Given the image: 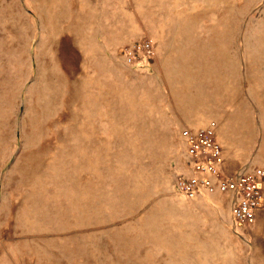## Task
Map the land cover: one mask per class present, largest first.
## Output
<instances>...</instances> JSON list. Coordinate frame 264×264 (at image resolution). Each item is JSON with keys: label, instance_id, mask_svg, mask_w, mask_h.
<instances>
[{"label": "rangeland", "instance_id": "rangeland-1", "mask_svg": "<svg viewBox=\"0 0 264 264\" xmlns=\"http://www.w3.org/2000/svg\"><path fill=\"white\" fill-rule=\"evenodd\" d=\"M206 126L264 168V0H0V264H264V204L176 187Z\"/></svg>", "mask_w": 264, "mask_h": 264}, {"label": "built area", "instance_id": "built-area-1", "mask_svg": "<svg viewBox=\"0 0 264 264\" xmlns=\"http://www.w3.org/2000/svg\"><path fill=\"white\" fill-rule=\"evenodd\" d=\"M153 56L154 42L147 37L136 40L125 51L126 62L130 66H144ZM182 137L190 173L178 175V191L191 200L203 194L229 195L237 225L244 229L254 226L264 204V168L225 170L223 146L213 127L185 128Z\"/></svg>", "mask_w": 264, "mask_h": 264}, {"label": "crops", "instance_id": "crops-1", "mask_svg": "<svg viewBox=\"0 0 264 264\" xmlns=\"http://www.w3.org/2000/svg\"><path fill=\"white\" fill-rule=\"evenodd\" d=\"M225 160H226V158H225ZM224 168H225V170H227L228 172H235L236 170H233L232 168H230L228 165H227V161H226V163H225V165H224ZM228 196V198H230V196L229 195H227Z\"/></svg>", "mask_w": 264, "mask_h": 264}, {"label": "bare ground", "instance_id": "bare-ground-1", "mask_svg": "<svg viewBox=\"0 0 264 264\" xmlns=\"http://www.w3.org/2000/svg\"><path fill=\"white\" fill-rule=\"evenodd\" d=\"M198 96H199V95H198ZM191 97H192V96H191ZM191 97H190V98H191ZM190 98H188V99H190ZM194 98H195V95H194ZM192 99H193V98H192ZM192 99H191V100H192ZM195 99H196V98H195ZM198 99H199L198 101H200V98H198ZM193 101H194V100H193ZM198 104H199V103H198ZM198 104H197V105H198Z\"/></svg>", "mask_w": 264, "mask_h": 264}]
</instances>
